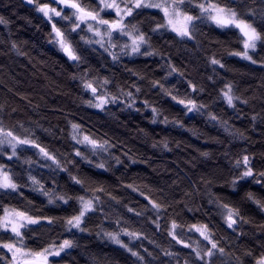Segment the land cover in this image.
<instances>
[{
	"label": "clouds",
	"instance_id": "1",
	"mask_svg": "<svg viewBox=\"0 0 264 264\" xmlns=\"http://www.w3.org/2000/svg\"><path fill=\"white\" fill-rule=\"evenodd\" d=\"M0 264H264V0H0Z\"/></svg>",
	"mask_w": 264,
	"mask_h": 264
}]
</instances>
